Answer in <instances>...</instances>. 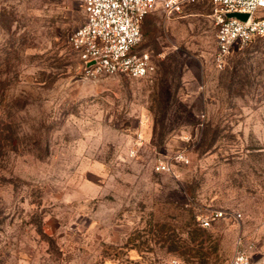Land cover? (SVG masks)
I'll list each match as a JSON object with an SVG mask.
<instances>
[{
    "label": "rangeland",
    "instance_id": "obj_1",
    "mask_svg": "<svg viewBox=\"0 0 264 264\" xmlns=\"http://www.w3.org/2000/svg\"><path fill=\"white\" fill-rule=\"evenodd\" d=\"M213 13L158 0L155 72L86 78L79 0H0V264H264V38L218 68Z\"/></svg>",
    "mask_w": 264,
    "mask_h": 264
},
{
    "label": "built area",
    "instance_id": "obj_2",
    "mask_svg": "<svg viewBox=\"0 0 264 264\" xmlns=\"http://www.w3.org/2000/svg\"><path fill=\"white\" fill-rule=\"evenodd\" d=\"M84 6L85 21L69 37V43L79 57L84 76L97 78L125 74L144 78L156 68L150 52L140 50L141 26L156 8L158 0H79ZM190 0H162L168 15H180ZM214 6L217 50L215 63L225 65L227 57L237 48L258 38H264V0H207ZM228 13L248 14L247 21L229 18ZM164 170L165 167L162 166ZM225 211H212L198 216L203 227L227 217ZM241 217V214H236ZM170 264H182L172 259ZM230 264H253L246 250H238Z\"/></svg>",
    "mask_w": 264,
    "mask_h": 264
},
{
    "label": "water",
    "instance_id": "obj_3",
    "mask_svg": "<svg viewBox=\"0 0 264 264\" xmlns=\"http://www.w3.org/2000/svg\"><path fill=\"white\" fill-rule=\"evenodd\" d=\"M229 18H236L238 20H241L243 22L247 21L249 15L248 14H241V13H228L226 14Z\"/></svg>",
    "mask_w": 264,
    "mask_h": 264
},
{
    "label": "trees",
    "instance_id": "obj_4",
    "mask_svg": "<svg viewBox=\"0 0 264 264\" xmlns=\"http://www.w3.org/2000/svg\"><path fill=\"white\" fill-rule=\"evenodd\" d=\"M143 24V23H142ZM142 27V26H141Z\"/></svg>",
    "mask_w": 264,
    "mask_h": 264
}]
</instances>
